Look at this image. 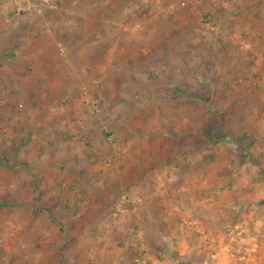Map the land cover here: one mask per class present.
<instances>
[{"label": "rangeland", "instance_id": "rangeland-1", "mask_svg": "<svg viewBox=\"0 0 264 264\" xmlns=\"http://www.w3.org/2000/svg\"><path fill=\"white\" fill-rule=\"evenodd\" d=\"M107 1L104 0V2ZM67 2L70 1L67 0ZM150 2L164 7L166 4L177 5L179 0H171L165 4L162 3V0H110L109 3L118 4V7H105L104 13L95 10L84 11L85 20L77 21L83 27L81 29L83 36L93 40V42L88 40L89 43L85 41L84 44H80V48L87 46L89 56L102 57L99 60L103 61L104 59L105 65L109 64L106 66L107 71H103L109 88L104 89L102 94L97 97L90 86L83 90L80 101L84 107L89 106L87 110L90 112L92 120L84 123L76 118L75 113L69 112L68 115H72L74 118L64 126L65 129L68 126L70 134L77 139L73 140L74 146L70 152H67L66 155L52 156V158H58L57 163L66 165L75 158L76 151H78L80 160L79 158L75 160L78 165L82 163V166L89 167L90 164L97 162V168L96 170L87 168L88 172L83 170L79 177L82 181L74 182L75 185L69 186L67 182L63 183L57 180L53 187L48 184V181H43L50 175L48 171L41 175L44 178L42 181L36 180L37 183H33L34 178L29 172L28 165L25 164L24 169L29 172L30 182L24 186L25 193L21 197L19 194L23 191L18 190L16 193V187L11 185V182L8 181L9 178L6 181H0V183H5L2 188L0 187V264H148L146 263L149 261L146 259L148 253L146 254L143 247L149 248L152 244L151 253L153 254L158 249H156V245L153 246V243L156 242L154 235L148 233L147 230L148 227L151 228V231L157 229L156 227L160 228L163 222L160 220L161 217L157 220L154 218L158 215V211L165 210L166 198L175 201V198H188V194L192 197L193 189L195 190L194 194L201 191L197 194L199 198H221V191L216 184L212 187L213 193L207 188L163 185V176L158 169L165 165L163 160L165 155L161 153L156 156L149 154V150L154 144L158 145L157 150L162 151L165 148V136L170 137V141H173L175 139L174 131H179L177 124L171 122L176 118L175 110L168 108L167 111V102L156 101L152 97V95L164 93V91H150V88H153L151 83L146 86L137 85L136 81L138 83L142 81L139 82L138 76L131 75L133 59L126 55L128 44L123 43L124 39L131 40L132 35L148 34L147 31L150 29L146 22L149 21L147 17L150 12L135 10L149 7ZM205 7L213 8L212 5H206L193 12H191V7V9L189 7L182 9L189 22L188 25H185L184 34H199L216 38L228 35L233 42L230 47L231 52L233 49L235 51L238 49L247 50L246 48L250 47L248 50L253 52L255 58L251 61L252 64L248 69L249 75L242 82L239 81V76L225 77L223 74H218L217 80L222 79V81L216 83L217 86L227 90H207L206 85L200 86L201 99L215 94L213 97L216 100L214 107L217 106L216 108L219 109L216 111L219 122L221 121L219 117L222 120H228L226 123H215L219 130L218 136L225 133L227 140L222 144L221 151L219 150L212 156L213 158L218 157V160H224L223 167L226 170L237 166L242 159L241 157L237 160L233 158L236 145L233 146V143L238 142L237 138H241L240 136L244 133L240 134V128L238 129L237 125L234 127L233 122L229 120L233 116L238 117V115L241 117L243 115V118L248 116L249 120L251 117V121L245 125L250 147L245 145L246 148H243L248 155V163L255 167L252 169L253 171L250 170L251 174H257L260 181L264 179V170L259 168L261 164L264 168V74H262L264 71V49L259 47L261 51L256 50L257 46H253L243 35L239 34L236 28L227 34L223 28L212 25L205 19H210L204 10ZM55 8H58L55 0H0V26L2 29H7L8 34L5 42H0V46L9 50L8 67L16 68L11 74L8 71L7 76L3 72L5 69L0 68V104H6V106L0 107V113L4 115L6 112L10 136V132H17L16 119L18 122H22L23 127L27 121V126L31 128L29 119L33 112L32 109H42L41 103L51 95L52 91L56 93L61 84L58 79L61 76L54 75L55 80L51 83L47 69L39 70L40 75H36L31 66L37 64L36 66L41 67L42 63H47V60L52 59L53 64L57 63L65 70H70L72 68L70 63L76 62V65L80 64L77 70H84L85 77H94V80L95 76L99 78L95 74V58H88L87 62L83 59L72 58V61L67 58L62 41L59 44H52L49 34H39L44 28H39V32H37L36 45L31 44L33 34L36 33L34 26H30L33 18L42 15L46 21L52 22L55 17ZM75 13L80 14L79 11ZM102 14H104V19H101ZM38 20L36 19V21ZM191 20H195V22L192 23ZM196 20L200 25L198 27L191 26V24H197ZM66 21L68 22V19ZM168 23L167 20L164 24H159L160 26L155 29L157 35L171 34L176 30L175 26ZM27 24L30 29L24 27ZM71 26L68 27L74 30L75 28ZM16 31H20L22 35L24 32V38L22 35L18 37L21 43L23 40L27 42V47L20 53L14 51L15 44L12 42L16 37ZM26 38L29 41L25 40ZM46 38L50 39L48 43H44ZM101 39L105 41L103 42ZM95 44L98 45L97 52ZM247 45L249 46L247 47ZM129 46L131 47V44ZM143 46H147V44H138L137 50H141ZM16 54H19L18 59L15 58ZM40 54H43L44 57L42 58ZM106 56L109 58L105 59ZM231 56L232 54L229 53L226 61H231ZM61 67L57 70L62 69ZM121 74L123 81L127 80V83L126 86H123L125 83L122 80L119 81L122 82L119 85L122 86V90H119L115 88L114 83L118 77H121ZM65 77L68 80H74L73 75L66 74ZM102 81H104L103 78ZM135 84L138 86L136 89ZM186 91L191 92L185 88L183 93H179L183 95V98L186 97L187 100L184 102H191L194 99H190ZM56 94L60 95V92L58 91ZM212 104L209 108L201 109L207 112L209 109L213 110ZM50 113L53 112L50 111ZM114 115H116V119L112 118ZM168 115L171 116L169 120H167ZM182 115L183 122L178 123V126L181 125V130L188 132L187 130L192 127L191 122L188 121L190 114L183 112ZM160 119H164L166 122L160 123ZM73 121L76 122L72 123ZM207 124L200 117L196 126L204 128ZM134 129L139 134L136 135ZM25 130L27 129L24 127ZM66 134L68 133L62 134V137ZM142 134L143 136H141ZM8 141L11 144H9L7 157H13L14 152L11 150L15 151V139L9 138ZM64 147L65 145L62 146L61 151ZM133 147L136 150L139 147L141 150L144 148L147 155H132L134 152L132 153L131 150H135L132 149ZM185 148L186 146L183 144L179 149L184 151ZM50 151H52L51 148L44 149V152L48 154ZM169 158L172 159L171 156ZM167 159L165 160L168 161L169 159ZM6 165L13 169L17 167L13 159H8ZM59 165L57 164V167ZM216 165L217 169L221 168L219 163ZM58 179L61 178L58 177ZM234 186V191L224 193L223 198L239 197L238 183L235 182ZM171 205L167 204L166 210L174 216L172 207L175 208L176 204L173 203L172 207ZM162 218L165 219V217ZM255 221L257 220L255 219ZM170 223L165 224V229ZM174 223L180 225L178 221ZM250 223L255 222L251 220ZM187 226L191 227V224ZM186 237L191 240L192 235ZM246 247L248 248L247 253L251 252L253 257L256 254L257 245L250 242L246 244ZM133 248L136 250L134 251ZM168 252L171 253V251H167V256ZM246 262L259 264L255 258L253 262L250 260Z\"/></svg>", "mask_w": 264, "mask_h": 264}, {"label": "crops", "instance_id": "crops-1", "mask_svg": "<svg viewBox=\"0 0 264 264\" xmlns=\"http://www.w3.org/2000/svg\"><path fill=\"white\" fill-rule=\"evenodd\" d=\"M55 1L58 8H55V17L52 22L46 21L42 15L33 18L32 25L30 26H34L36 33L33 34V42L30 43L33 46L36 45L35 39H37V32H39V28H44L39 34H49V38L52 39V44H59L62 41V45L66 49V56L72 61V58L83 59L85 62H87L86 60L88 58H95L96 72H94L99 78L95 76L94 80V77H85L84 75L86 73L84 70H77L80 64L78 66L76 62H73L74 65L70 63V67L72 68L70 70L67 69L69 71L58 66L57 63L53 64L52 59L47 60V63H42L41 67L36 66L37 64L31 66L34 68L36 75H40L39 70L47 69L49 82L51 83L55 80L53 78L54 75L61 76L58 78L61 84L58 89L60 95L56 94L58 91L56 93L52 91L50 93L51 95L41 103L42 109H32L33 112L29 119L31 128L27 126L28 122L25 121L26 125L24 127L27 129L25 131L23 125H21L22 122H18L16 119L17 132H10V136L7 128L8 117L5 115L6 112H4V115L0 113V124L4 125H0V181H6L9 178L8 181L11 182V185L16 187V193H18V190L23 191L19 194L20 197L25 193L24 186L30 182L29 172L32 174V178H34L33 183H37L35 182L36 180L42 181L44 178L41 175L43 172L48 171L50 175L43 181H48V184L53 187L57 180L63 183L67 182V185L72 186L74 182L82 181L79 177L83 173V170L85 172L87 168L91 170H96L97 168V162L90 164L89 167L82 166V163L78 165V162L75 161L79 158L78 151H76L75 158L66 165L57 163L58 158H52V156H58L59 154L66 155L74 146L73 140L77 139L70 134L71 131L68 126L66 125L67 129L64 126V124L70 123L71 119L74 118V116L68 115L69 112L75 113L76 118L84 123L92 120V118L90 119V112L87 110L89 106L84 107L82 101H80L83 90L90 86L97 97V95L102 94L104 89L107 90L109 88L107 86L108 82L104 77L105 72L103 73V71H107L106 66H109V64L106 63L105 65L104 59L100 61L99 58L102 57L91 55L90 57L87 52V46L80 48V44H84L85 41L89 43L88 40L93 42V40L83 36L81 31L83 27L77 21L85 20L84 11L95 10L103 11L104 13L105 7H113L118 4L109 3L110 0L107 2H104V0ZM162 1L165 4L171 0ZM206 5H212L213 7L204 8L211 20L208 18L205 19L210 21L212 25L223 28L227 34L233 28H236L239 34L243 35L253 46H257L256 50L264 49V0H179L177 5L166 4L164 7H159L156 3L152 4L150 2L149 7L135 10L137 12H150L149 17H147L149 21L146 22L150 29L147 31L148 34L132 35L131 40H123L124 44H128L126 55L128 57L131 56V59H133L131 62V75L138 76L139 82L142 81L140 83L136 81L137 85L146 86L151 83L153 88H150V91H164V93L152 95L153 99L167 102V111L168 108L175 110L174 116L176 118L171 121L177 124V129L179 130H173L175 139L170 141L171 138L165 136V148L162 151L157 150L158 145L154 143V145L150 144L153 147L149 150V154L155 156L160 153L165 155L163 159L165 165L161 169H158L159 173L163 176V185L167 187H183L184 185H188L191 188H207L213 193L212 187L216 184L221 191V198H199L197 194L201 193V191L194 194V189V192L192 191V197L188 194V198H175V201L166 198L165 210L158 211V215H155L158 218L165 217V222L161 221L160 228L156 227L157 229H154V231H151L149 227L147 230L148 233L154 235L156 242L153 243V246L156 245V249H158L153 254L151 253V250H153L151 247L152 244L149 248L143 247L146 254L148 253L146 257V259H149L146 262L148 264H249L246 261L250 260L253 262L254 258L259 264H264V179L259 181L257 174H251L250 170L253 171L252 169H255V167L253 164L248 163V155L245 149H240L241 146H245L244 143H242L243 145L237 143L238 146L233 143V146L235 145L233 158L237 160V158L241 157L242 161L238 162L237 166L226 170L223 167L224 160H218V157L213 158L212 156L218 153L222 144L213 145L209 139L215 138L211 134L203 131L205 127L198 128L196 126L200 117L205 123H208L209 120L214 122L218 118L216 111H219L216 108L217 106L214 107L216 100L213 97H215V94L201 99L200 86L206 85L207 90H227L221 88L219 85L217 86L216 83L222 81V79L217 80L218 74H223L225 77L236 75L240 77L239 81L242 82L249 75L248 69L252 64L251 61L255 60V58L253 52L248 50L250 47L246 48L247 50L238 49L235 51L233 49V52H231L230 47H232L233 42L232 38L228 37V35L216 38L201 36L199 34H184L185 25H188L189 22L186 19L187 15L185 11L182 9L191 7V12H193ZM76 11H79L80 14L75 13ZM153 12L155 13L152 15ZM103 17L104 14L101 15V19H104ZM36 19L39 20L36 21ZM167 20L169 25L176 27V30L173 31L176 33L157 35L158 33H156L155 29ZM191 21L192 23L195 22V20ZM196 22V25L191 24V26L198 27L200 25L199 21L196 20ZM30 26L27 24L24 27L30 29ZM68 26L74 27L75 29L71 30ZM0 29V40H2L0 42H5V38L8 37L7 29H2L1 26ZM8 33L10 34V32ZM21 35L22 33L20 34V31H16V37L12 41L15 44L14 51L16 53L22 52L21 50L27 47V42L23 40L21 43L18 37ZM22 36L24 38V32ZM50 39L46 38V42L44 41V43H48ZM101 41L104 42L105 40L101 39ZM138 44H147V46H143L141 50H137ZM97 46L95 44L96 52ZM0 47V68L5 69L3 72L7 76L8 71L11 74L13 69L16 68L8 67L9 50L7 51V48H2L3 46ZM259 47L261 48L259 49ZM35 52L38 53L36 50ZM229 53L232 54L231 61H226ZM18 55L16 54L15 58L18 59ZM42 55L40 54L43 58L44 56ZM106 58L109 57L106 56ZM224 61H226V64H224ZM59 67L62 69L57 70ZM66 74L73 75L74 80H68L65 77ZM262 74H264V71H262ZM122 77L121 74V77H118L114 83L115 88L119 90H122V86H119L122 82L125 83L123 86H126L127 83V80L123 81ZM138 77L136 78L138 79ZM102 78L104 81H102ZM121 80L122 82L120 83L119 81ZM131 81L135 83L132 79ZM129 83L131 84V82ZM137 85L135 84V89L138 87ZM231 85L233 84L231 83ZM185 88L191 91H186L190 99H194L191 102H184L187 100L186 97L183 98V95L179 93H183ZM211 103H213V110L209 109L207 112L201 109L211 107ZM1 104L0 107L6 106V104ZM50 111L53 113L51 114ZM183 112L190 114L188 121L191 122L192 127L187 130L188 132L182 131L181 125L178 126V123L183 122ZM168 116L169 118L167 120L171 117L170 115ZM95 117H97L96 114ZM112 118L116 119V115L112 116ZM219 118L221 119L220 123H226L228 121L226 119L222 120L221 117ZM242 118L243 115L242 117L238 115L236 118L233 116L229 121L233 122L234 127L237 125V128H240V134L244 133L248 136L245 125L252 118L250 117V120L248 116L243 118V120ZM75 122L73 121L72 123ZM163 122H166V120L160 119V123ZM257 122L259 123L260 121L258 120ZM65 130L67 132H64ZM63 132L68 134L62 137ZM134 133L136 135L139 134L136 132V129H134ZM9 138L15 139V151L11 150L14 152L13 157H7L9 144H11L8 141ZM183 144L186 146L184 151L183 149H179ZM63 145L65 147L61 151ZM200 146L202 148H199ZM46 147L52 150L49 154L44 152ZM134 147L132 149L135 150H131L132 153L134 152L132 155H147L144 148L141 150V147H139L136 150ZM60 151L61 153H59ZM8 159L14 160L17 166L15 167L16 169L6 165ZM216 163L220 164V169H217L218 164L216 165ZM25 164L28 165L29 172L24 169ZM57 164L60 165L57 167ZM262 165L260 166L258 164L260 166L259 168L264 170ZM59 167L63 168L60 169ZM59 172L61 174L60 176ZM58 177L61 179H58ZM235 182L238 183L239 197L223 198L224 193H232L234 191ZM4 185L5 183H0L1 188ZM260 185L263 186L261 187ZM207 195L209 194L207 193ZM169 203L172 204L171 207L173 203L176 204L175 208L174 206L172 207L174 216L166 210V206ZM162 214L164 216H161ZM156 217L153 218L157 220ZM251 220L255 223H250ZM176 221L180 225L174 223ZM168 222L171 223L165 229V224ZM190 224L191 227L187 226ZM187 235H192L191 240L187 239ZM184 241L187 242L185 243ZM250 242L257 245L256 254H254L255 257L251 256V252L247 253L248 248L246 244ZM167 251H171V253L168 252V256L166 255ZM169 257L173 259H169Z\"/></svg>", "mask_w": 264, "mask_h": 264}, {"label": "trees", "instance_id": "trees-1", "mask_svg": "<svg viewBox=\"0 0 264 264\" xmlns=\"http://www.w3.org/2000/svg\"><path fill=\"white\" fill-rule=\"evenodd\" d=\"M215 123H217V124H219L220 122H219V120H218V118H216L215 120H214V122H212V120H209L208 121V124H207V126L205 127V130H203L205 133H207V134H211L212 136H213V138H215V139H209L213 144H215V145H220V144H223L226 140H227V136H226V134L225 133H223L222 135H220V136H218V127L215 125ZM220 126V125H219ZM238 139V142H236L235 144L238 146V144L237 143H239V144H241V145H243L242 143H243V141L244 140H247V142H244V144L246 145V147H250V145H249V137L248 136H246L245 134H242V136H241V138H237ZM242 141V142H241ZM243 147H245V146H241V148L240 149H245V148H243ZM161 211V210H160ZM158 213V212H157ZM157 219H158V217H156ZM160 220L161 221H163V222H165L164 221V218H160ZM169 259H173V258H170L169 257Z\"/></svg>", "mask_w": 264, "mask_h": 264}, {"label": "built area", "instance_id": "built-area-1", "mask_svg": "<svg viewBox=\"0 0 264 264\" xmlns=\"http://www.w3.org/2000/svg\"><path fill=\"white\" fill-rule=\"evenodd\" d=\"M23 1H29V0H23Z\"/></svg>", "mask_w": 264, "mask_h": 264}]
</instances>
